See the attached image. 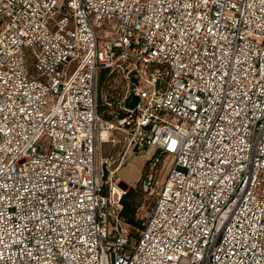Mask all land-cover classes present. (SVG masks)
Returning a JSON list of instances; mask_svg holds the SVG:
<instances>
[{
	"label": "built area",
	"instance_id": "1",
	"mask_svg": "<svg viewBox=\"0 0 264 264\" xmlns=\"http://www.w3.org/2000/svg\"><path fill=\"white\" fill-rule=\"evenodd\" d=\"M0 264H264V0H0Z\"/></svg>",
	"mask_w": 264,
	"mask_h": 264
},
{
	"label": "rangeland",
	"instance_id": "2",
	"mask_svg": "<svg viewBox=\"0 0 264 264\" xmlns=\"http://www.w3.org/2000/svg\"><path fill=\"white\" fill-rule=\"evenodd\" d=\"M127 90V82L124 79L122 73H114L110 76H107L102 83L99 79L97 91L99 108L103 109V106L106 105V97L109 98L110 96H114L115 99H121V97L127 92ZM115 136L117 143L107 142L100 143L98 145L97 158L98 164L101 167L103 166V164L108 163L111 164L112 169H114L121 159L122 146L120 143H118L120 135L115 134ZM147 161V157L144 156V153H136L132 155V157L130 156L126 159L124 166L118 172V176L121 177L122 182L127 185V191L122 198V202L125 203L129 196L133 197L136 203L140 201L138 189L134 188H138L137 186ZM172 164L173 158L171 156H168L163 163L162 172L165 174L172 167ZM130 233L132 234V237L136 239L137 235L139 234V230L131 228Z\"/></svg>",
	"mask_w": 264,
	"mask_h": 264
},
{
	"label": "trees",
	"instance_id": "3",
	"mask_svg": "<svg viewBox=\"0 0 264 264\" xmlns=\"http://www.w3.org/2000/svg\"><path fill=\"white\" fill-rule=\"evenodd\" d=\"M107 73H108L107 71L102 72V74L100 76L101 78H99L101 83L104 81ZM106 109H107V106L104 105L103 109L100 108L99 111L103 114ZM104 117H106L105 114H104ZM131 191H133V190H131ZM138 192H139V198H140V201H141L142 194H141L139 189H138ZM140 201L138 203H136L134 201L133 197L129 196L127 201H125V203L123 204V208H122V211H121V215H122V217H124L126 223L128 225H130L131 228H135V229H137L139 231L141 230V224L139 223V221H137V219L135 217V211H136V208L139 205ZM131 236H132V234H131Z\"/></svg>",
	"mask_w": 264,
	"mask_h": 264
},
{
	"label": "water",
	"instance_id": "4",
	"mask_svg": "<svg viewBox=\"0 0 264 264\" xmlns=\"http://www.w3.org/2000/svg\"><path fill=\"white\" fill-rule=\"evenodd\" d=\"M131 97H132V101L127 104V108L129 110H134L137 107V105L139 104L140 99H139V97L135 96L134 94L131 95ZM102 170H103V178H102V180L104 182H106L107 179H108V176H109V171H108L107 164H103ZM122 186H123V188L127 187V185L124 184V183L122 184Z\"/></svg>",
	"mask_w": 264,
	"mask_h": 264
}]
</instances>
